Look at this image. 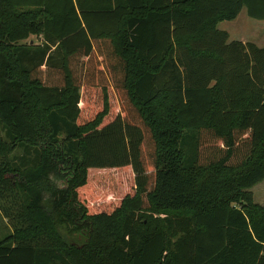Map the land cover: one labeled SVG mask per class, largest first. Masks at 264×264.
<instances>
[{
	"label": "trees",
	"instance_id": "16d2710c",
	"mask_svg": "<svg viewBox=\"0 0 264 264\" xmlns=\"http://www.w3.org/2000/svg\"><path fill=\"white\" fill-rule=\"evenodd\" d=\"M242 8L264 20V0H0V264H264V44L217 28Z\"/></svg>",
	"mask_w": 264,
	"mask_h": 264
},
{
	"label": "rangeland",
	"instance_id": "374dc122",
	"mask_svg": "<svg viewBox=\"0 0 264 264\" xmlns=\"http://www.w3.org/2000/svg\"><path fill=\"white\" fill-rule=\"evenodd\" d=\"M217 28L224 30L228 33V41L240 40L245 38L247 41L256 44L261 47L264 44V20H257L249 17L246 13L245 8H242L238 16L232 20H223L217 24ZM25 43H32L34 45L42 42L41 37L30 36ZM205 137L204 139H206ZM208 143L213 142L212 139L207 140ZM218 143V141H216ZM22 150L18 148L15 154H21ZM112 179V188L117 191L127 193L131 191L132 185L129 184L128 176L129 172L125 170H119L114 173H110ZM108 177V175H107ZM124 177V180H123ZM58 184H63V179L56 180ZM253 193L254 202L264 207V180L255 184L250 188ZM10 231V226L5 218L0 214V240L4 238Z\"/></svg>",
	"mask_w": 264,
	"mask_h": 264
},
{
	"label": "crops",
	"instance_id": "0c3cea01",
	"mask_svg": "<svg viewBox=\"0 0 264 264\" xmlns=\"http://www.w3.org/2000/svg\"><path fill=\"white\" fill-rule=\"evenodd\" d=\"M240 41H242V42H248L245 38H242V39H240Z\"/></svg>",
	"mask_w": 264,
	"mask_h": 264
}]
</instances>
